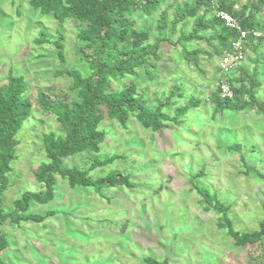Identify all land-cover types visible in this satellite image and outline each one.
Segmentation results:
<instances>
[{
	"label": "rangeland",
	"instance_id": "rangeland-1",
	"mask_svg": "<svg viewBox=\"0 0 264 264\" xmlns=\"http://www.w3.org/2000/svg\"><path fill=\"white\" fill-rule=\"evenodd\" d=\"M161 12L159 8L151 16L135 15L134 23L150 28L154 35ZM257 16L263 24L264 8ZM182 27L192 29L190 23ZM42 29L54 39L63 33L64 62L55 45L36 42ZM77 30L73 19L58 22L52 14L35 9L30 0H0V83L7 81L9 73L25 76L26 94L34 105L17 134V157L4 192L7 212L23 192L41 188L34 172L47 160L43 135L62 129L55 114L40 105L38 94L43 92L52 101L66 97L71 102L77 98L72 78L58 72L75 67L85 75L91 72L89 62L79 54L83 43ZM180 33L179 26L174 38ZM195 42L185 43L190 50L209 49L207 42ZM162 50L161 61L147 70L139 68L138 76L116 78L114 87L135 82L151 106H156V91L165 97L174 84L183 90L176 88L184 94L179 104L196 94L207 96V82L217 77L221 57L197 54L202 72L187 60L183 49L165 42ZM253 56L261 60L258 98L264 100V37ZM246 64L254 67L249 60ZM187 116L182 124L174 122L153 132L134 116L123 127L106 112L100 128L107 135L100 152L83 151L65 158L64 163L89 168L95 158L118 153L125 158L98 166L91 175L102 176L118 168L131 174L135 186L108 188L103 198L91 187H71L57 176L55 197L48 203L32 201L28 210L56 212L39 223L17 224L9 219L2 226L9 246L0 252L1 258L15 264H145L144 257L151 254L168 259L169 264H261L262 247L236 246L219 223L223 213L207 210L197 188H207L229 205L227 213L238 230L259 227L264 218V179L259 176L264 175V115L251 109L215 114L213 104L203 101Z\"/></svg>",
	"mask_w": 264,
	"mask_h": 264
},
{
	"label": "trees",
	"instance_id": "trees-1",
	"mask_svg": "<svg viewBox=\"0 0 264 264\" xmlns=\"http://www.w3.org/2000/svg\"><path fill=\"white\" fill-rule=\"evenodd\" d=\"M242 1L245 3L242 4ZM30 4L43 14H52L58 22L63 23L71 18L77 23V38L83 43L79 54L83 60L89 62L91 72L85 75L76 67L58 72L72 78L71 88L77 92V98L71 102H68L66 97L52 101L45 93L38 94L40 105L55 114L62 129L60 132H45L43 135L47 160L34 172L41 188L23 192L14 200V207L10 212L3 208V200L4 192L10 186L9 173L12 171V162L17 157V146L20 143L17 134L24 121L31 116L34 105L26 94L29 86L25 76L9 73L7 81L0 83V252L9 246L2 228L9 219L17 224L22 221L39 223L56 212L49 210L46 214H41L28 210L32 201L48 203L55 197L57 176L65 179L71 187H91L103 198L108 188L135 186L131 174L118 168L111 169L102 176L91 175V171L96 167L125 158L118 153L102 159L95 158L89 168L82 165L66 166L64 163L65 158L83 151L100 152L101 144L107 135L100 128L106 112L109 118L117 120L123 127H126L130 117L134 116L142 126L153 132L161 131L174 122L182 124L189 111L198 108L203 101L213 104L215 114L228 109H251L264 115V100L258 98V89L262 85L258 78L262 72L259 64L261 60L258 56H253L264 37V23L262 24L257 16L263 12L264 0H30ZM159 8L162 12L157 19L156 34L153 35L150 28L134 23L135 15L151 16ZM171 8L172 13L169 12ZM221 11L233 15L241 29L247 31V37L241 41L242 61L236 63L228 72H222L218 65L217 77L210 78L207 82L206 86L210 92L207 96H202L205 100L196 94L186 103H177L184 94L176 92V88L180 90V87L174 84L171 92L165 97L159 96L156 91L154 100L157 103L156 106H151L135 82L132 81L121 88L114 87L116 78L138 76L139 68L147 70L155 61H161L162 46L165 42L183 49L187 60L189 59L198 71L202 70L196 62L197 54L209 57L216 54L221 57L228 51L234 52L232 43L240 39V31L226 24L219 15ZM187 23L191 24L192 29L182 27ZM179 26L181 33L175 39ZM253 30L260 31V37H255ZM63 36L61 32L60 36L54 39L42 29L36 42L55 45L57 55L64 62L66 53ZM215 41L218 43L214 44ZM185 42H207L209 49L200 47L190 50ZM247 60L254 64L252 69L247 66ZM221 80L230 84L234 96L223 97L220 94ZM172 106L173 110L169 111ZM235 147L239 149L238 145ZM250 170L252 169H248ZM259 176L264 179L263 173ZM197 191L202 196L201 202L207 210L215 208L223 213L219 223L234 238L236 246L259 244L262 247L261 264H264V218L259 222L258 228L240 231L235 228L227 213L229 205L205 187H199ZM107 198L110 200L109 196ZM262 208L264 210V204ZM144 262L169 264L168 259H158L151 254L144 257ZM0 264L15 263L4 261L0 255Z\"/></svg>",
	"mask_w": 264,
	"mask_h": 264
},
{
	"label": "built area",
	"instance_id": "built-area-1",
	"mask_svg": "<svg viewBox=\"0 0 264 264\" xmlns=\"http://www.w3.org/2000/svg\"><path fill=\"white\" fill-rule=\"evenodd\" d=\"M219 15L225 20L227 25H229L232 28H236L240 31V39L233 41L232 43L234 52L228 51L221 56V60L219 63L220 70L222 72H228L234 65H236V63H240L242 61L243 54H242L241 41L247 37V31L241 29V27L239 26V24H237V21L233 17V15L224 11L219 12ZM252 33L255 37H260L261 35V32L258 30H253ZM219 86H220V94L223 97L234 96V90L226 80H221L219 82Z\"/></svg>",
	"mask_w": 264,
	"mask_h": 264
}]
</instances>
